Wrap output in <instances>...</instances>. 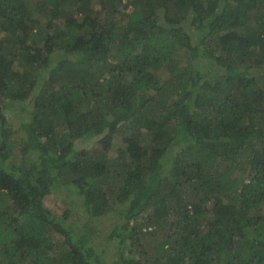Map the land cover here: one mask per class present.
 <instances>
[{
	"label": "trees",
	"instance_id": "trees-1",
	"mask_svg": "<svg viewBox=\"0 0 264 264\" xmlns=\"http://www.w3.org/2000/svg\"><path fill=\"white\" fill-rule=\"evenodd\" d=\"M0 264H264V0H0Z\"/></svg>",
	"mask_w": 264,
	"mask_h": 264
},
{
	"label": "rangeland",
	"instance_id": "rangeland-1",
	"mask_svg": "<svg viewBox=\"0 0 264 264\" xmlns=\"http://www.w3.org/2000/svg\"><path fill=\"white\" fill-rule=\"evenodd\" d=\"M46 15L43 16L45 18ZM28 114L25 111L22 112V106H15L12 101L7 102V106L4 109V117L6 118V121L9 124H12L14 129L19 130L21 136H24V141L26 145L30 148L27 153V161L29 163H33V156L32 153L34 152L33 148H35V145L37 146L38 139H35L33 136L34 128L33 126L28 125L29 120H24L23 118ZM27 123V124H26ZM120 137V136H119ZM42 141H46L45 138ZM122 146L121 138H119L117 141H115L113 147L114 149H117ZM116 152V150H115ZM115 152L112 153V156H115ZM37 155L34 154V157ZM41 155L39 154V157ZM82 196H79L78 193L75 192L73 188H70L69 186H62L58 188H53L52 192L48 194L45 199L43 200L42 207L45 211H48L52 213L53 215H56L59 217L65 226L68 229H74L77 231V234L82 235L80 232L81 227L88 224V221L96 224L98 227L102 229L100 232V235L109 231L114 223L116 222V218H118L116 215H109L107 217L103 218H91L89 217L86 212L84 211L83 204H82ZM66 206H70L73 208L72 210V217L74 216V220L71 223L70 220L64 219V212L66 209ZM211 207V204L208 205ZM88 228L91 229V226H88ZM99 236V234H96ZM83 236L86 237V240L89 241L88 238L90 236L89 231L84 230ZM123 246V245H121ZM120 244L117 245H111V250L108 251L107 258L110 261L111 257H114L117 255V248L121 247ZM115 254V255H114Z\"/></svg>",
	"mask_w": 264,
	"mask_h": 264
}]
</instances>
